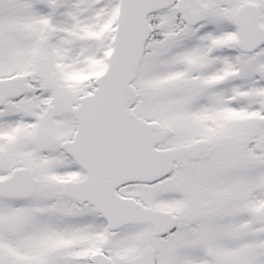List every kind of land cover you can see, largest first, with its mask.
Here are the masks:
<instances>
[{"label": "snow or ice", "instance_id": "1", "mask_svg": "<svg viewBox=\"0 0 264 264\" xmlns=\"http://www.w3.org/2000/svg\"><path fill=\"white\" fill-rule=\"evenodd\" d=\"M0 264H264V0H0Z\"/></svg>", "mask_w": 264, "mask_h": 264}]
</instances>
